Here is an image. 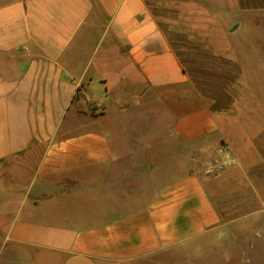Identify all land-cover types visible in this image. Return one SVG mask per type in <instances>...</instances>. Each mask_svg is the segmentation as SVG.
I'll use <instances>...</instances> for the list:
<instances>
[{
    "label": "crops",
    "instance_id": "0c3cea01",
    "mask_svg": "<svg viewBox=\"0 0 264 264\" xmlns=\"http://www.w3.org/2000/svg\"><path fill=\"white\" fill-rule=\"evenodd\" d=\"M191 3L264 48V0H0V264H174L219 234L215 184L255 191L244 60L192 34ZM221 139L238 165L205 176Z\"/></svg>",
    "mask_w": 264,
    "mask_h": 264
},
{
    "label": "rangeland",
    "instance_id": "374dc122",
    "mask_svg": "<svg viewBox=\"0 0 264 264\" xmlns=\"http://www.w3.org/2000/svg\"><path fill=\"white\" fill-rule=\"evenodd\" d=\"M190 7L189 23L192 34L206 40L218 54L230 55L228 44L235 43V52L237 50L239 57L245 62L243 64L249 79L247 80L248 88H243V93L246 95L248 104L240 118L246 127L250 126L249 135L254 136L255 134L253 137L254 147L258 151L260 159L250 171L251 177L255 181V191H252L251 187L248 188L235 182L230 183V181L225 185L215 184L213 186V198L223 222L216 238L205 236L201 240L197 239L174 249L173 253L167 257L165 255L159 256V258H170L171 260L173 257L174 264H264V73L262 63H260L264 61V48L236 47V40L231 39L230 36L227 37V44L214 17L204 13L199 14L200 10L193 3L190 4ZM227 19L229 21V17ZM259 20L256 19L254 22L260 23ZM179 22L181 23V20ZM249 39L251 44L256 43L254 35H251ZM191 100L192 105L198 102V98L193 93ZM243 100L241 99V101ZM241 101L237 100L236 104L242 103ZM176 103L177 100H175ZM167 119H169L167 116H160L159 122L163 124V121L166 122ZM221 141L227 143L223 139ZM218 145L209 148L201 155L199 154L201 158L197 162L201 164L204 158L213 156L214 149ZM180 148V145H175L176 151H179ZM162 151L169 152L171 147L162 148L160 146L158 153L161 154ZM191 154L198 156V152L195 151H192ZM155 156L156 152L154 151L153 157ZM177 160L181 161V158L176 159V162H178ZM164 161L166 162L167 159L164 158ZM230 178L236 180L233 176ZM257 211L260 212V216L255 218L253 215L250 216V213ZM235 217H238V220L242 222L231 223L230 220Z\"/></svg>",
    "mask_w": 264,
    "mask_h": 264
},
{
    "label": "built area",
    "instance_id": "2783aa9c",
    "mask_svg": "<svg viewBox=\"0 0 264 264\" xmlns=\"http://www.w3.org/2000/svg\"><path fill=\"white\" fill-rule=\"evenodd\" d=\"M238 165V159L231 148L224 142H221L215 149L210 158L206 157L200 164V171L205 176H214L227 167Z\"/></svg>",
    "mask_w": 264,
    "mask_h": 264
},
{
    "label": "trees",
    "instance_id": "16d2710c",
    "mask_svg": "<svg viewBox=\"0 0 264 264\" xmlns=\"http://www.w3.org/2000/svg\"><path fill=\"white\" fill-rule=\"evenodd\" d=\"M203 102H207L205 99H202Z\"/></svg>",
    "mask_w": 264,
    "mask_h": 264
}]
</instances>
